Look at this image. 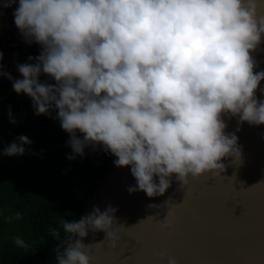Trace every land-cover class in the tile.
Segmentation results:
<instances>
[{"label":"clouds","instance_id":"clouds-1","mask_svg":"<svg viewBox=\"0 0 264 264\" xmlns=\"http://www.w3.org/2000/svg\"><path fill=\"white\" fill-rule=\"evenodd\" d=\"M258 3L0 0V15L16 5V28L41 49L35 63L17 66L21 78L13 91L31 99L37 116L56 111L70 137L67 159L82 156L86 145H100L116 157L117 168L130 167L136 182L130 194L163 195L173 174L185 185L189 177L222 173L225 157L239 160L238 137L224 133L222 114L264 125V100L254 96L264 70L254 73L250 55L264 42ZM41 74L56 83H41ZM0 76L12 79L2 70ZM9 119L15 123L10 108ZM30 144L21 135L0 156H22ZM116 211L93 207L65 221L70 238L54 250L56 264H90V245L82 242L89 232H103L115 244ZM16 244L25 246L20 239ZM167 264L176 261L168 257Z\"/></svg>","mask_w":264,"mask_h":264},{"label":"water","instance_id":"water-1","mask_svg":"<svg viewBox=\"0 0 264 264\" xmlns=\"http://www.w3.org/2000/svg\"><path fill=\"white\" fill-rule=\"evenodd\" d=\"M259 2L258 18L264 16V0ZM250 55L254 73L264 70V42ZM260 89L264 80L254 93L264 100ZM222 119L224 133L238 137L239 160L225 157L222 173L189 177L185 185L173 174L163 195L130 194L136 183L130 167L117 168L111 154L81 217L93 207L116 208L118 240L113 244L105 233L89 232L82 242L90 245V264H167L168 257L176 264H264V125Z\"/></svg>","mask_w":264,"mask_h":264},{"label":"trees","instance_id":"trees-1","mask_svg":"<svg viewBox=\"0 0 264 264\" xmlns=\"http://www.w3.org/2000/svg\"><path fill=\"white\" fill-rule=\"evenodd\" d=\"M40 51L39 45L28 44L26 61L35 63ZM38 79L56 83L43 74ZM16 96L30 99L24 94ZM56 117L54 109L37 116L36 123L45 133L29 139L24 155L0 156V264H56L54 250H62L70 237L63 223L81 218L88 198L109 167L111 153L100 145H86L82 156L67 159L73 155L70 137ZM22 129L15 121L0 131V152L21 136ZM76 135L82 139L78 131ZM17 239L25 246L17 245Z\"/></svg>","mask_w":264,"mask_h":264},{"label":"rangeland","instance_id":"rangeland-1","mask_svg":"<svg viewBox=\"0 0 264 264\" xmlns=\"http://www.w3.org/2000/svg\"><path fill=\"white\" fill-rule=\"evenodd\" d=\"M16 5L2 10L0 15V70L10 74L11 80L0 76V131L10 123L11 118L22 125L21 135L30 139L45 133L44 129L38 127L37 115L34 113L31 99L20 100L13 91L12 83L21 78L17 70L19 64L28 63L25 59V49L28 43L14 24L12 12Z\"/></svg>","mask_w":264,"mask_h":264}]
</instances>
